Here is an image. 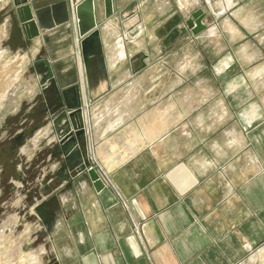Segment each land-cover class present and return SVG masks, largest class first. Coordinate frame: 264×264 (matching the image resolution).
Returning <instances> with one entry per match:
<instances>
[{
  "label": "crops",
  "instance_id": "crops-1",
  "mask_svg": "<svg viewBox=\"0 0 264 264\" xmlns=\"http://www.w3.org/2000/svg\"><path fill=\"white\" fill-rule=\"evenodd\" d=\"M24 1L6 3L13 15L2 20L7 41L16 22L33 72L18 109L49 89L76 99L80 86L81 148L104 183L98 192L87 173L47 159L33 206L42 264H264V0H113L101 57L94 47L87 64L76 35L83 0H70L73 26L33 41ZM200 4L208 30L180 37L176 18ZM52 131L34 143L58 146L55 135L44 141Z\"/></svg>",
  "mask_w": 264,
  "mask_h": 264
},
{
  "label": "water",
  "instance_id": "water-1",
  "mask_svg": "<svg viewBox=\"0 0 264 264\" xmlns=\"http://www.w3.org/2000/svg\"><path fill=\"white\" fill-rule=\"evenodd\" d=\"M105 16L104 20L98 21L96 0H83L75 4V15L78 20L77 34L81 52L87 64V56L90 51L96 47L101 57L102 33L105 29L101 26L104 21L111 19L114 15L113 0H104ZM205 4H200L196 11L191 12L188 17H181L180 25L182 27V37H187L190 33L197 36L208 30L205 23L206 14L204 12ZM72 3L70 0L48 4L38 7L35 3L28 4L24 1L18 12L21 19L22 29L29 40L40 38L43 32L51 31L55 28L72 25L73 15L71 14ZM73 26V25H72ZM98 55V54H97ZM96 56V54H94ZM39 63L45 65L47 70L46 81L53 78L51 65L48 61L42 60ZM145 66H143L144 68ZM76 99L73 97V103L64 102L67 100L66 92L58 93L60 109L53 121V131L58 139L60 149L59 155L61 162L64 163V171L69 174L82 175L87 173L95 189L100 192L104 188V183L100 174L90 165L81 148L84 130L81 127L80 117L82 115V97L80 86H75ZM73 93V95L75 96Z\"/></svg>",
  "mask_w": 264,
  "mask_h": 264
},
{
  "label": "rangeland",
  "instance_id": "rangeland-1",
  "mask_svg": "<svg viewBox=\"0 0 264 264\" xmlns=\"http://www.w3.org/2000/svg\"><path fill=\"white\" fill-rule=\"evenodd\" d=\"M9 1L12 0L0 3V122L14 123L28 116L30 106L18 109V105L23 95L22 83L30 80L26 82L20 80L33 77V72L31 64L21 58L17 46L12 47L5 37L2 20L6 13L13 15L14 10L12 3L6 5ZM25 70L28 72L26 76L22 72ZM2 136H7V133L2 134L0 128V137ZM51 147L48 145L45 148ZM41 150L42 147L40 148L38 144L28 145L24 149L26 159H32ZM27 182V179L23 183L13 181L12 185L6 179L2 181L0 177V264H27V260L25 262L24 260L31 256H35L39 264L43 261L40 245L43 244L41 236L44 231L37 228L35 215H32L35 204L33 199L39 197V192L30 191Z\"/></svg>",
  "mask_w": 264,
  "mask_h": 264
},
{
  "label": "flooded vegetation",
  "instance_id": "flooded-vegetation-1",
  "mask_svg": "<svg viewBox=\"0 0 264 264\" xmlns=\"http://www.w3.org/2000/svg\"><path fill=\"white\" fill-rule=\"evenodd\" d=\"M180 22L181 18H176L174 23H178L179 25ZM10 28L12 33L8 40L9 44L12 47L23 44L18 36L19 28L14 19L11 21ZM178 34L180 37L182 36L181 31H179ZM39 64L38 68L42 69L43 66L45 67V65ZM42 97L47 103H43ZM69 98L70 97L67 96V100L64 102L73 103L76 101H73L74 98ZM59 106L60 101L58 94H55L53 89H49L45 92V95L43 94V96L36 99L32 107L30 106L26 118L20 119L14 123L12 121L0 122L1 133H7V136L0 137V177L2 181L6 179L9 184L14 185L13 181H21L23 183L26 182L27 179L28 182L26 184L29 185L30 191L34 193L39 192L40 185L37 183L38 176L41 174L42 168L47 167V159L49 157L55 159L57 155H59L60 149L57 145H51L52 147L47 149L45 148V142L42 146V150L31 161L26 159L24 149H26L28 145H34L36 137L42 130L49 128L51 125L54 127V118L62 111ZM54 135L55 133L52 131L48 137H45L44 141H48ZM2 188L5 189L4 186H2ZM33 201L36 202V198H34Z\"/></svg>",
  "mask_w": 264,
  "mask_h": 264
},
{
  "label": "bare ground",
  "instance_id": "bare-ground-1",
  "mask_svg": "<svg viewBox=\"0 0 264 264\" xmlns=\"http://www.w3.org/2000/svg\"><path fill=\"white\" fill-rule=\"evenodd\" d=\"M35 256H31L30 258H28V259H25L24 260V262L26 261V262H28L27 264H39V261H38V259H35L34 258ZM24 264V263H23Z\"/></svg>",
  "mask_w": 264,
  "mask_h": 264
},
{
  "label": "built area",
  "instance_id": "built-area-1",
  "mask_svg": "<svg viewBox=\"0 0 264 264\" xmlns=\"http://www.w3.org/2000/svg\"><path fill=\"white\" fill-rule=\"evenodd\" d=\"M89 154H90L91 158H94L93 153H89ZM90 168H94V169H96L95 167H93V166H91V165H90Z\"/></svg>",
  "mask_w": 264,
  "mask_h": 264
}]
</instances>
